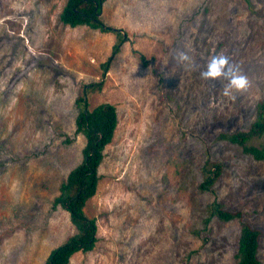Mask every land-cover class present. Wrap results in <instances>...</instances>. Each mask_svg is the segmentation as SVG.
Wrapping results in <instances>:
<instances>
[{
	"label": "rangeland",
	"instance_id": "374dc122",
	"mask_svg": "<svg viewBox=\"0 0 264 264\" xmlns=\"http://www.w3.org/2000/svg\"><path fill=\"white\" fill-rule=\"evenodd\" d=\"M66 1L0 0V264H43L76 233L52 202L82 159L74 101L98 83L89 108L111 104L118 122L84 206L96 243L68 264H235L242 223L260 231L264 264V163L217 139L264 100V0H106L101 20L126 39L115 55L112 33L60 22ZM215 55L240 66L246 92L200 78ZM206 161L222 166L213 194L198 190ZM214 201L240 218L209 219Z\"/></svg>",
	"mask_w": 264,
	"mask_h": 264
},
{
	"label": "trees",
	"instance_id": "16d2710c",
	"mask_svg": "<svg viewBox=\"0 0 264 264\" xmlns=\"http://www.w3.org/2000/svg\"><path fill=\"white\" fill-rule=\"evenodd\" d=\"M106 0H67L59 15V20L69 28L88 27L102 33H112L116 40L113 55L120 51V46L126 41L120 30L113 29L103 23L100 18L102 5ZM138 54V53H137ZM139 55V54H138ZM139 59L143 57L139 55ZM111 58L102 64L103 73L109 68ZM145 65V62H144ZM101 83L84 85L74 101L76 107L75 136L84 138L81 161L69 171L66 179L59 186V194L54 198L52 206L61 207L69 214L76 233L63 244L53 249L43 264H68L70 258L77 252H89L96 243L95 220L88 218L84 212L86 202L95 193L99 181L98 168L104 158V149L111 143L116 126L117 112L111 104H100L89 108L88 94L94 89H100ZM219 141H227L241 148L244 155L255 161L264 163V144H252L253 140L264 139V100L255 105V118L248 128L233 133H220ZM221 165L206 161L201 168L202 182L198 190L213 194L212 185L218 179ZM208 216L222 222L240 218V213H232L214 201L208 209ZM260 231L241 224L237 242L235 264H262L258 257V238Z\"/></svg>",
	"mask_w": 264,
	"mask_h": 264
},
{
	"label": "clouds",
	"instance_id": "9594fccd",
	"mask_svg": "<svg viewBox=\"0 0 264 264\" xmlns=\"http://www.w3.org/2000/svg\"><path fill=\"white\" fill-rule=\"evenodd\" d=\"M174 59L188 70H194L196 67L193 57L185 51L176 52ZM200 78L204 81L227 80L222 94L226 97L231 96L233 99L235 98L234 93L246 92L251 87L249 77L238 64L231 63L226 55L213 56L206 68L200 72Z\"/></svg>",
	"mask_w": 264,
	"mask_h": 264
}]
</instances>
